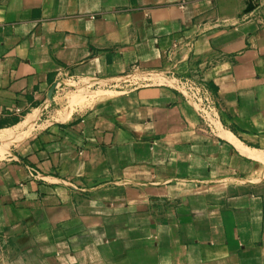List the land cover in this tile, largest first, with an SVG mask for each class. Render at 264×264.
Here are the masks:
<instances>
[{
	"label": "crops",
	"instance_id": "1",
	"mask_svg": "<svg viewBox=\"0 0 264 264\" xmlns=\"http://www.w3.org/2000/svg\"><path fill=\"white\" fill-rule=\"evenodd\" d=\"M0 264H264V0H0Z\"/></svg>",
	"mask_w": 264,
	"mask_h": 264
},
{
	"label": "built area",
	"instance_id": "2",
	"mask_svg": "<svg viewBox=\"0 0 264 264\" xmlns=\"http://www.w3.org/2000/svg\"><path fill=\"white\" fill-rule=\"evenodd\" d=\"M177 86L185 100L194 107L203 128L210 134L216 135L218 128L222 125L223 113L209 84L194 75L179 79Z\"/></svg>",
	"mask_w": 264,
	"mask_h": 264
},
{
	"label": "rangeland",
	"instance_id": "3",
	"mask_svg": "<svg viewBox=\"0 0 264 264\" xmlns=\"http://www.w3.org/2000/svg\"><path fill=\"white\" fill-rule=\"evenodd\" d=\"M69 97L72 100V102H74L76 100V96L73 93L69 94Z\"/></svg>",
	"mask_w": 264,
	"mask_h": 264
}]
</instances>
